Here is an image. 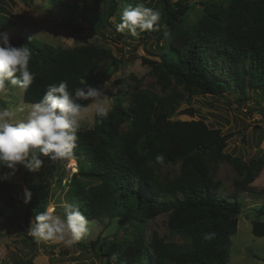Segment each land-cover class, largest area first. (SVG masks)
Listing matches in <instances>:
<instances>
[{
    "label": "trees",
    "instance_id": "trees-1",
    "mask_svg": "<svg viewBox=\"0 0 264 264\" xmlns=\"http://www.w3.org/2000/svg\"><path fill=\"white\" fill-rule=\"evenodd\" d=\"M101 0L92 4L54 0L64 11L66 25L79 29L89 26L106 37L116 31L111 18L121 13L120 6L146 4L140 0ZM192 0H157L160 31L143 32L146 39L155 36L165 41L160 61L143 58L165 94L148 88L130 91L117 97L107 118L96 115L93 128L80 127L74 158L79 170L69 178L67 193L72 204L79 206L87 219L118 220L125 236L110 239L99 235L91 241L98 258L107 264H227L232 236L238 231L239 216L245 202L239 192L249 189L264 166V149L249 161L223 150L231 134L216 135L204 144L209 132L204 119H175L183 94L187 97L222 95L231 91L223 74L238 88L239 98L248 97L246 86L258 94L264 88V0H204L202 15L190 20L195 8ZM87 24V25H86ZM16 25L3 9L0 31ZM169 30L165 38L163 32ZM118 36L121 33L116 31ZM13 46H28L32 52L30 70L33 84L24 90V100L38 103L49 85L67 81L73 95L89 82L104 83L109 68L118 70L122 60L103 46L86 44L79 47L55 46L20 33ZM258 90V91H257ZM170 91V93H169ZM89 105L91 100H80ZM249 109L264 114L260 101ZM193 114V109H186ZM163 155V164L156 161ZM228 162L238 173L235 191L223 194L217 166ZM179 164L176 174H162L167 165ZM25 183L32 192L27 213L34 218L44 211L51 199V185L34 180V171L26 168ZM264 215V203L258 208ZM6 208L0 205V215ZM161 214L167 215L169 236L150 233L147 223ZM215 237L204 240L203 234ZM252 233L264 236V220H254ZM181 236L182 242L170 240ZM33 238V237H32ZM86 248V244L81 245ZM155 260V263L153 262ZM79 264V263H78Z\"/></svg>",
    "mask_w": 264,
    "mask_h": 264
},
{
    "label": "rangeland",
    "instance_id": "rangeland-1",
    "mask_svg": "<svg viewBox=\"0 0 264 264\" xmlns=\"http://www.w3.org/2000/svg\"><path fill=\"white\" fill-rule=\"evenodd\" d=\"M68 3L92 4L96 0H64ZM149 8L155 9L157 0H140ZM177 1V0H174ZM195 1V8L190 13L193 21L202 15L204 0ZM129 4L121 5L123 10ZM106 5L101 0V6ZM3 9L15 20L16 25L6 30L12 40H16L20 33L43 42L63 47H79L86 44H96L110 49L122 62L118 70L109 68L108 86L105 92L108 97L109 110L112 109L117 97L126 98L128 93L138 88H148L163 95L156 76L151 72V66L143 58L160 61V52L164 50L165 41L157 43L155 36L149 40L145 34L137 36H118L117 32L107 33L104 37L94 32L87 24L82 29L66 25L62 15L64 11L58 9L54 0H0V11ZM116 26L120 20L111 18ZM125 33V32H124ZM216 76L227 82L230 92L222 95H194L188 98L182 86H177L178 93L185 98L181 99L175 119L191 120L204 119L209 125V132L200 141V145L216 135L231 134L224 153H231L245 161L259 155L264 149V114L258 110H251L260 101L264 108V88L255 94L253 88L246 86L248 97L244 100L238 97L240 90L235 88L223 74ZM93 87H100L103 83L89 82ZM170 93V91H169ZM92 103V101H91ZM90 103V104H91ZM35 104L24 100V90L7 85V91H0V109L7 108L15 113L17 120L27 117L29 106ZM186 109H193L188 114ZM95 109L90 110L81 127L93 128L95 124ZM44 164L38 172H34L35 181H44L51 185V199L47 207L53 206L57 214H63L61 203H71L67 189L69 178L79 170L75 159V171L68 169L64 162L52 161L44 157ZM217 178L222 181L223 194L235 191L234 180L239 177L237 171L226 161L217 166ZM9 172L8 169H3ZM179 164L167 165L161 169L162 174H176ZM26 168L20 166L14 176L6 181H0V205L6 208L5 215H0V264H107L106 258H98L93 251L91 241L99 235L107 238L123 237V228H117L118 220L110 221L88 219L89 233L79 242L68 247L64 244L51 242L37 243L28 234V227L32 218L27 213V205L23 203V190ZM239 197L245 202L243 212L239 216L238 231L232 236L230 260L227 264H264V236H255L252 233L254 220H264L258 208L264 203V166L258 171L256 178L249 184V189L240 191ZM167 215L161 214L147 223V230L158 231L160 236H169L166 224ZM170 240L182 242L181 236H170ZM86 244V248L81 245ZM26 246V248H24ZM155 263V260L153 259Z\"/></svg>",
    "mask_w": 264,
    "mask_h": 264
},
{
    "label": "clouds",
    "instance_id": "clouds-1",
    "mask_svg": "<svg viewBox=\"0 0 264 264\" xmlns=\"http://www.w3.org/2000/svg\"><path fill=\"white\" fill-rule=\"evenodd\" d=\"M119 19L116 31H127L132 36L160 31L162 27L160 13L143 4L124 7ZM163 35L167 38L169 30L165 28ZM31 59L28 46H13L10 35L0 31V91H7V85L27 90L33 84L35 74L29 67ZM107 86V81L100 87L88 84L85 88H77L73 95L68 90L67 81L49 85L40 101L29 106L23 120H17L15 113L7 108L0 109V181L14 176L20 166L38 172L44 164V157L64 162L74 172L77 132L85 115L93 108L98 117L107 118L109 114ZM80 100H91L92 103L83 105ZM164 160L163 155L156 156L157 163L163 164ZM5 168L10 171L4 172ZM32 195L25 187V205L31 202ZM60 207L62 215L56 213L55 207L49 206L30 221L27 231L37 243L51 242L70 247L89 233V221L79 206L64 201ZM214 237V232L203 234L204 240ZM117 259V254H113L111 260L114 264Z\"/></svg>",
    "mask_w": 264,
    "mask_h": 264
},
{
    "label": "water",
    "instance_id": "water-1",
    "mask_svg": "<svg viewBox=\"0 0 264 264\" xmlns=\"http://www.w3.org/2000/svg\"><path fill=\"white\" fill-rule=\"evenodd\" d=\"M24 248H26V246H24Z\"/></svg>",
    "mask_w": 264,
    "mask_h": 264
}]
</instances>
